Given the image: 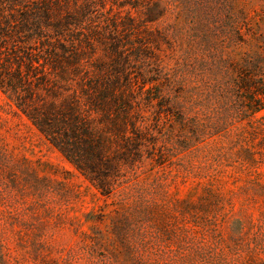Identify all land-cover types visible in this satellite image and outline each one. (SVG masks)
Instances as JSON below:
<instances>
[{"label": "trees", "instance_id": "trees-1", "mask_svg": "<svg viewBox=\"0 0 264 264\" xmlns=\"http://www.w3.org/2000/svg\"><path fill=\"white\" fill-rule=\"evenodd\" d=\"M213 2L0 0V92L102 195H128V188L136 192L142 174L165 167L170 140L178 149L191 150L202 137L228 136L235 105L241 107L236 112L251 114L264 108V32L240 23L232 34L219 35L209 22ZM173 14L184 25L178 27L176 20L154 27ZM182 37L187 48L176 55L181 50L177 38ZM162 43L168 44L167 51ZM196 107H207L206 121L190 118ZM247 133L256 135V128L251 126ZM234 156L229 160L218 154L215 163L235 165L249 177L256 173L260 152L244 148ZM28 170L35 190H48L57 181L56 190L67 196L65 178H38ZM240 189L243 196L264 194V185L255 177ZM203 193L190 206L176 200L172 209L196 218L208 215L199 209L202 206L220 210L221 195L211 187ZM141 194L133 210H113L105 232L98 226L89 232L76 227L77 260L112 264L109 249L115 253L121 247L145 263L135 254L149 246L148 232L162 230L158 227L169 218V206L155 197L141 201ZM85 217L97 222L104 214ZM224 218L227 231L236 224L239 239L254 229L243 206ZM253 241L260 245L264 238ZM260 249L256 256L246 254L242 264H264ZM44 258V264H56ZM5 262L0 253V264ZM113 264L121 263L117 259Z\"/></svg>", "mask_w": 264, "mask_h": 264}, {"label": "rangeland", "instance_id": "rangeland-1", "mask_svg": "<svg viewBox=\"0 0 264 264\" xmlns=\"http://www.w3.org/2000/svg\"><path fill=\"white\" fill-rule=\"evenodd\" d=\"M213 6L214 14L209 22L214 23L219 35L230 34L240 23L264 32V1L214 0ZM176 20L173 14L154 27L163 28ZM181 21L177 20L178 27L184 25ZM177 40L181 44V50L176 53L179 55L187 48V43L186 37ZM161 48L167 51L168 44L162 43ZM238 105L231 110L234 121L227 137H202L194 142L197 144L191 150L178 149L174 140H170L165 145L168 156L165 167L159 166L142 174L136 192L128 188V195L117 191L105 196L0 92V253L5 255V264H44V256L55 260L56 264H88L84 259L76 258L79 240L76 227L89 232L91 227L98 226L105 232L114 215L113 210L120 213L133 210L140 193L141 201L155 197L169 206V218L164 223L161 221L158 227H163L162 230L155 235L154 230L148 232L149 246L135 254L136 258L145 261L144 264H242L246 254L256 256L261 253L264 241L256 245L253 238H264V194L243 196L238 192L249 178L255 177L264 185V108L251 114L242 110L236 112L237 108L241 109ZM242 105L246 109L247 104ZM189 116H196L202 123L207 120L208 109L196 107ZM251 126L256 128V135L247 133ZM241 131L246 132L239 136ZM244 148L260 152L261 162L252 177L236 169L235 165L215 163L216 155L222 154L231 160ZM28 168L33 169L38 178L49 175L57 180L65 178L70 188L67 196L56 190L57 181L48 190H35L29 180ZM216 170L222 172L216 175ZM205 187H211L222 197L218 205L220 210H214L213 206L199 208L208 212L207 222L203 213L196 218L193 214H182L176 207L172 209L176 200L185 201V205L189 202V206L198 202ZM155 192L159 194L155 195ZM160 194L167 197L164 199ZM241 206L246 208L254 229L239 239L235 223L232 231H227L224 214ZM91 212L102 213L104 217L97 222L86 221L85 216ZM259 227L260 231L257 230ZM116 249L115 253L109 249L108 263L113 264L118 259L121 264H141L121 247Z\"/></svg>", "mask_w": 264, "mask_h": 264}]
</instances>
